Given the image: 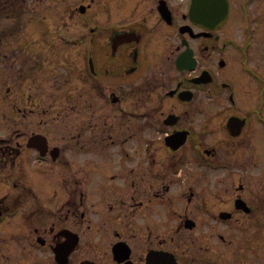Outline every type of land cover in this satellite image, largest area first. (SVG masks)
<instances>
[{"label":"flooded vegetation","instance_id":"obj_1","mask_svg":"<svg viewBox=\"0 0 264 264\" xmlns=\"http://www.w3.org/2000/svg\"><path fill=\"white\" fill-rule=\"evenodd\" d=\"M191 3L0 0V264H221L208 221L251 214L263 162L264 0Z\"/></svg>","mask_w":264,"mask_h":264},{"label":"rangeland","instance_id":"obj_2","mask_svg":"<svg viewBox=\"0 0 264 264\" xmlns=\"http://www.w3.org/2000/svg\"><path fill=\"white\" fill-rule=\"evenodd\" d=\"M218 136L224 137L218 134L205 135V142L207 144L214 142L215 138ZM260 145L262 149L258 151L253 150L251 152H263L261 154V158H263V164L261 163L262 167L256 170L252 169V172H255L252 173L254 179L250 185L251 189H247L245 194H242V196L246 198V200L252 205L253 210L249 216H243L238 221L230 220L226 223L219 221L217 224L214 221H208L209 224L216 225V227L213 226L215 229L209 233L204 232L203 242L200 243L202 246V251L204 252L202 256L205 257L203 260H209L208 257L216 244H218L219 247L220 241L218 242L217 239V235L219 234L226 238L223 246L222 243H220L221 246L219 247L220 254H223L221 264H235L233 263V260H227V255L230 254L229 248H226L229 240H231L232 244L234 245L232 250H250L249 255L251 264H264V142H262ZM225 148H227V146H225ZM234 173V177L237 180L239 177L238 173ZM227 175H230L227 170H221L216 173V176L220 180L218 185L220 201H223L224 199L228 200L230 196L235 194L234 189L231 192H227L225 186L223 185L222 180ZM225 206L226 205L222 206L221 209H224ZM214 237L216 241L214 240L213 243L212 241ZM194 246L199 248V246L196 244ZM226 252L228 253L227 255ZM224 255L226 256L224 257ZM260 256L261 258H259Z\"/></svg>","mask_w":264,"mask_h":264}]
</instances>
